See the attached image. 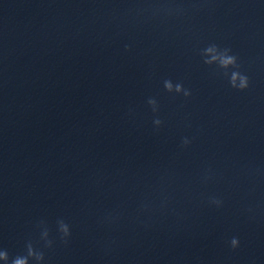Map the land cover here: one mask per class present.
<instances>
[{
  "label": "water",
  "instance_id": "obj_1",
  "mask_svg": "<svg viewBox=\"0 0 264 264\" xmlns=\"http://www.w3.org/2000/svg\"><path fill=\"white\" fill-rule=\"evenodd\" d=\"M227 0H0V240L144 102Z\"/></svg>",
  "mask_w": 264,
  "mask_h": 264
},
{
  "label": "clouds",
  "instance_id": "obj_2",
  "mask_svg": "<svg viewBox=\"0 0 264 264\" xmlns=\"http://www.w3.org/2000/svg\"><path fill=\"white\" fill-rule=\"evenodd\" d=\"M222 61L224 64H234L235 63V57L234 56H228L225 54L222 57ZM232 86L238 88L239 90H244L248 87V77L247 75L241 74V73H234L233 78H232ZM166 87L171 90V84L166 82ZM177 90H179V86H177ZM158 123V121H157ZM62 232L66 236L68 235V229L66 226L62 227ZM233 245L237 244V241L235 238L232 241ZM29 255H34L29 249ZM37 261L42 259V256H37L36 257ZM7 260V253L4 251H0V264H3ZM12 264H27V259L26 258H17L12 261Z\"/></svg>",
  "mask_w": 264,
  "mask_h": 264
}]
</instances>
